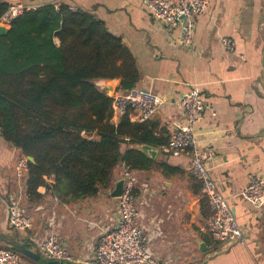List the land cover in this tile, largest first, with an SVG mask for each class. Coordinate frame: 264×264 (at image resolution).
<instances>
[{
  "label": "crops",
  "instance_id": "crops-1",
  "mask_svg": "<svg viewBox=\"0 0 264 264\" xmlns=\"http://www.w3.org/2000/svg\"><path fill=\"white\" fill-rule=\"evenodd\" d=\"M6 1L32 6L64 1L102 19L136 59L139 79L135 86L166 98L147 120L157 136L163 132L169 138L173 129L183 125L177 97L192 88L200 91L206 108L195 127L198 146L214 152L210 173L228 200L243 242L212 239L206 229L207 217L202 214L200 184L190 172L186 155L158 150L155 158L148 157L147 169H131L138 220L150 237V251L161 262L264 264V203L256 206L238 195L250 174L264 177V0H209L207 10L193 17L192 44L187 48L178 44L179 28H164L142 0ZM222 37L231 39V50L223 47ZM117 82L95 80L99 88ZM112 121L117 123L118 119ZM22 157L21 151L0 135V234L27 241L31 245L28 249L41 255L36 240L56 230L76 260L63 263L84 264L92 257L100 236L116 220L118 197L111 196V190L123 176L125 163L114 167L108 187L59 207V199L45 186L37 188L38 196L26 191L27 166L21 174L17 172ZM13 202L32 219L30 228L18 230L8 225L7 207ZM199 241L204 242L208 255L202 256ZM19 254L21 264H40Z\"/></svg>",
  "mask_w": 264,
  "mask_h": 264
},
{
  "label": "trees",
  "instance_id": "trees-1",
  "mask_svg": "<svg viewBox=\"0 0 264 264\" xmlns=\"http://www.w3.org/2000/svg\"><path fill=\"white\" fill-rule=\"evenodd\" d=\"M9 4L0 0V16ZM34 6L0 35V135L33 158L25 174L30 196L45 186L68 199L85 198L108 187L121 162L147 169L148 156L130 145L158 147L168 136H157L149 121H132L128 112L112 121V98L95 80L118 79L116 91H128L139 71L102 19L64 1ZM210 213L203 197L202 214Z\"/></svg>",
  "mask_w": 264,
  "mask_h": 264
},
{
  "label": "built area",
  "instance_id": "built-area-1",
  "mask_svg": "<svg viewBox=\"0 0 264 264\" xmlns=\"http://www.w3.org/2000/svg\"><path fill=\"white\" fill-rule=\"evenodd\" d=\"M151 16L164 28H179L178 44L190 47L195 23L193 17L205 12L209 0H142ZM35 6L23 2L9 4L0 16V24L10 22L24 10ZM226 50L232 49V41L228 37L221 38ZM112 119L119 118L128 112L135 121H146L153 116L166 102L164 95L153 90L137 86L128 91H116L111 96ZM183 116V125L173 129L167 142L157 148L164 154L175 156L186 155L189 158L190 172L200 184V193L210 208V215L206 220V229L212 239L221 243L243 242L242 230L237 224L228 200L223 196L212 177L209 162L214 157L210 148L198 146L195 127L204 117L206 108L200 91L192 88L182 92L176 100ZM129 138H127L128 140ZM27 157L19 159L17 172L21 174L27 166ZM123 190L118 197V213L116 220L98 239L91 258L84 264H174L161 262L149 249L150 237L145 233L138 217L136 206L135 178L132 170L125 166ZM238 195L260 206L264 203V177L250 174L246 185ZM0 195V203H1ZM8 225L23 230L32 226V219L27 216L16 203L7 207ZM36 246L41 255L50 260L73 263L76 260L63 246L58 231L52 230L36 240ZM19 253L0 246V264H21ZM187 264H202L201 261Z\"/></svg>",
  "mask_w": 264,
  "mask_h": 264
},
{
  "label": "water",
  "instance_id": "water-1",
  "mask_svg": "<svg viewBox=\"0 0 264 264\" xmlns=\"http://www.w3.org/2000/svg\"><path fill=\"white\" fill-rule=\"evenodd\" d=\"M8 29H9V24H0V35L6 34L8 32ZM117 85H118V82L117 83H107V84L100 86V89L103 92H105L108 96H111L114 92H116ZM130 147L141 150L146 156L152 159L155 158L158 152V148L150 144H132L130 145ZM27 159L28 161L33 162V158L31 156H27ZM124 180L125 178L122 176L120 179L114 182L113 189L111 190V196L119 197L121 195L122 190H123ZM198 245H199V250L202 252V256L209 254V251L206 250V246L203 241H199ZM0 246L10 248L14 251H17L39 262L40 264H64L61 261L45 259L37 252L26 248L22 244V242H20L19 240L14 239L7 235L0 234Z\"/></svg>",
  "mask_w": 264,
  "mask_h": 264
},
{
  "label": "rangeland",
  "instance_id": "rangeland-1",
  "mask_svg": "<svg viewBox=\"0 0 264 264\" xmlns=\"http://www.w3.org/2000/svg\"><path fill=\"white\" fill-rule=\"evenodd\" d=\"M57 198L59 199V207H60V204L63 203V202H66V201H69V202H72L73 199H68L66 196H64L63 194H59V195H56Z\"/></svg>",
  "mask_w": 264,
  "mask_h": 264
}]
</instances>
